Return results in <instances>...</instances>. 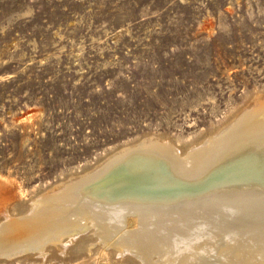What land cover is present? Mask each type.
I'll return each instance as SVG.
<instances>
[{
    "label": "rangeland",
    "instance_id": "1",
    "mask_svg": "<svg viewBox=\"0 0 264 264\" xmlns=\"http://www.w3.org/2000/svg\"><path fill=\"white\" fill-rule=\"evenodd\" d=\"M256 92L264 0H0V187L27 199L143 137L189 142ZM64 250L0 264H86Z\"/></svg>",
    "mask_w": 264,
    "mask_h": 264
},
{
    "label": "bare ground",
    "instance_id": "2",
    "mask_svg": "<svg viewBox=\"0 0 264 264\" xmlns=\"http://www.w3.org/2000/svg\"><path fill=\"white\" fill-rule=\"evenodd\" d=\"M103 157L27 199L0 187V257L264 264V92L202 137L150 135Z\"/></svg>",
    "mask_w": 264,
    "mask_h": 264
}]
</instances>
